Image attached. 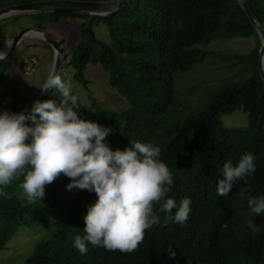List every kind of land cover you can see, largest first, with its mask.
<instances>
[{
	"label": "trees",
	"instance_id": "trees-1",
	"mask_svg": "<svg viewBox=\"0 0 264 264\" xmlns=\"http://www.w3.org/2000/svg\"><path fill=\"white\" fill-rule=\"evenodd\" d=\"M244 1L264 32V0ZM49 13L51 22L87 17L69 11ZM101 20L109 43L93 33V24ZM35 25L42 29L40 23ZM78 27L80 40L68 59L71 79L85 86L86 65L98 64L127 106L105 110L88 95L97 118L87 114L79 99L74 110L82 119L111 129L103 141L111 150L122 151L129 141L158 146L161 160L173 173L169 196L177 206L189 198L191 211L183 225L158 213L160 223L145 231L143 242L132 253L88 244L82 255L74 247V238L84 235L83 218L96 201L95 193L67 190L70 180L60 174L46 185L40 201L27 203L21 199V177L0 185V250L19 228L48 224L50 234L33 242L25 264H264V213L255 215L248 208L250 196H264V83L257 70L261 42L249 53L229 56L236 60L239 72L246 70L245 77L222 82L209 93L206 105L181 123L161 121L173 100V73L201 60L205 55L201 46L214 38L257 37L239 4L235 0H122L111 13L90 15ZM7 64L0 61V81ZM57 74L69 83L66 75ZM49 99L58 100L59 93L49 89L40 101ZM235 109L245 113L246 125L223 126L220 117ZM26 124L32 126L31 121ZM245 152L253 154L255 172L235 181L226 196L217 195L223 164L231 161L235 166ZM241 188L247 189L242 195ZM154 207L158 210L160 205ZM248 220L256 231L247 226ZM169 247L176 253L174 259L169 258Z\"/></svg>",
	"mask_w": 264,
	"mask_h": 264
},
{
	"label": "clouds",
	"instance_id": "clouds-1",
	"mask_svg": "<svg viewBox=\"0 0 264 264\" xmlns=\"http://www.w3.org/2000/svg\"><path fill=\"white\" fill-rule=\"evenodd\" d=\"M62 59L63 54L60 62ZM57 73L51 66L40 90H56L58 100H35L28 115L24 114L27 109L19 113L0 110V185L7 186L22 177L21 199L27 203L40 201L46 185L60 174L70 180L67 190L94 192L96 201L83 218L84 235L74 238V247L82 255L87 253L88 244L121 253L136 251L145 231L160 223L158 213L183 225L191 211V200L185 197L177 206L169 196L173 173L161 160V149L152 142L129 141L124 150H111L103 142L111 129L77 114L74 109L78 97L72 93L71 83ZM254 159L253 154L245 152L235 166L225 162L223 179L216 183L217 195L226 196L235 181L254 173ZM246 191L241 188V195ZM158 204L157 210L154 206ZM248 208L255 215L264 213V196H250ZM247 226L257 230L252 220ZM167 251L174 259L176 253L171 247Z\"/></svg>",
	"mask_w": 264,
	"mask_h": 264
},
{
	"label": "rangeland",
	"instance_id": "rangeland-1",
	"mask_svg": "<svg viewBox=\"0 0 264 264\" xmlns=\"http://www.w3.org/2000/svg\"><path fill=\"white\" fill-rule=\"evenodd\" d=\"M22 1L27 0H0V9L20 4ZM114 1L97 0L96 2L111 4ZM103 7L108 10L107 6ZM49 12L22 11L0 17V52L9 44L11 36L20 29L40 23L42 29L59 42L63 54L59 72L69 78L72 90L77 94L89 116L97 118L90 105L91 101L88 95H91L95 102L105 110H121L127 106L124 99L108 84L106 71L98 64L86 65L83 72L87 81L85 86L71 79L72 70L68 65L69 52L79 42L78 25L85 21L88 15L83 19L75 16L51 22L52 14ZM104 21L101 20L93 24L92 29L96 38L104 43H109L110 36ZM44 42L38 35L25 34L6 55L5 60L8 64L0 81V110L19 113L38 96L54 58V51ZM258 42L260 43L258 36L214 38L205 46H201L200 48L205 52L201 60L195 62L186 71L173 73V100L169 104L168 112L161 117L162 123L164 125L171 122L181 123L188 115L200 111L206 105L209 93L218 88L222 82L239 81L245 77L246 70L239 72L236 60L229 56L249 53L258 46ZM27 56H34L37 61L31 74L23 72L26 65L24 60ZM175 103L177 104L175 105ZM220 118L223 126L227 128H242L246 125V115L241 109L223 114ZM49 234L50 226L48 224H42L35 228H19V231L7 243L6 248L0 250V264H25V257L32 252L33 242L45 238Z\"/></svg>",
	"mask_w": 264,
	"mask_h": 264
},
{
	"label": "water",
	"instance_id": "water-1",
	"mask_svg": "<svg viewBox=\"0 0 264 264\" xmlns=\"http://www.w3.org/2000/svg\"><path fill=\"white\" fill-rule=\"evenodd\" d=\"M122 0H115L113 3H104V2H92V1H38V2H26V3H21V4H16L13 6H8L5 8L0 9V17L12 14V13H17V12H22V11H69V12H75V13H82L78 11L76 8L81 5L85 6H96V7H103V6H108L111 5V7L107 10V12H112L116 9V7L121 3ZM241 9L243 10L244 14L246 17L250 20L252 23L255 32L261 42V45L258 50V57H257V70L258 73L263 80L264 83V32L259 26L257 20L253 16L251 10L247 6L244 0H235ZM41 4H50L52 5L50 8H39L38 6ZM86 14V13H82ZM93 15V14H92ZM99 15V14H96ZM38 33L41 38H43L52 48L54 51V58L52 61V66H55L56 73L58 72L59 65H60V58L62 54V48L59 46V42L56 41L49 33L45 32L42 29L39 28H34V27H25L20 29L16 34H14L11 37V40L9 44L5 47L4 51H2L1 55L3 58H0V60H4L6 55L11 51L20 41L22 36L27 33ZM47 92V91H46ZM46 92L40 91L38 96L33 100H42ZM32 102H30L25 108H23L21 111H24L27 109V111L24 112L25 115L29 114L31 107H32ZM20 111V112H21Z\"/></svg>",
	"mask_w": 264,
	"mask_h": 264
},
{
	"label": "bare ground",
	"instance_id": "bare-ground-1",
	"mask_svg": "<svg viewBox=\"0 0 264 264\" xmlns=\"http://www.w3.org/2000/svg\"><path fill=\"white\" fill-rule=\"evenodd\" d=\"M52 5L50 4H41L39 5L38 7L39 8H50ZM78 11L82 12V13H86V14H99V15H103L105 14V12H107L106 8L104 7H96V6H85V5H81V6H78L76 8ZM33 35H38V33H31Z\"/></svg>",
	"mask_w": 264,
	"mask_h": 264
},
{
	"label": "built area",
	"instance_id": "built-area-1",
	"mask_svg": "<svg viewBox=\"0 0 264 264\" xmlns=\"http://www.w3.org/2000/svg\"><path fill=\"white\" fill-rule=\"evenodd\" d=\"M25 68H24V73L29 72L30 74L34 71L37 61L34 56H27L24 60Z\"/></svg>",
	"mask_w": 264,
	"mask_h": 264
}]
</instances>
